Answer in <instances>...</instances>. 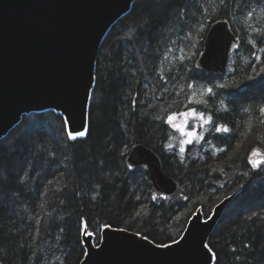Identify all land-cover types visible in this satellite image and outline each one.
I'll return each mask as SVG.
<instances>
[{
  "label": "trees",
  "instance_id": "16d2710c",
  "mask_svg": "<svg viewBox=\"0 0 264 264\" xmlns=\"http://www.w3.org/2000/svg\"><path fill=\"white\" fill-rule=\"evenodd\" d=\"M139 1L111 26L99 47L85 137L69 140L62 115L46 110L23 115L0 139L3 264H80L82 219L95 233V244L110 225L165 245L182 235L198 201L214 203L241 184L240 198L229 204L209 235L213 264H264V167L252 175L235 139L247 125L251 144L264 147L259 112L264 86L244 96L248 84L242 82L243 71L264 57V0H165L171 35L163 30L167 10H141ZM221 18L230 21L239 47L230 54V68L212 76L194 62L209 24ZM183 27L190 30L189 40ZM232 89L243 94L239 100ZM97 91L105 94V102L96 104ZM185 109L212 120L194 143L197 150L182 154L170 146L165 121ZM220 125L229 130L217 132ZM137 142L161 157L186 200H150L147 169L131 172L125 166ZM205 205L207 217L212 204Z\"/></svg>",
  "mask_w": 264,
  "mask_h": 264
},
{
  "label": "water",
  "instance_id": "95a60500",
  "mask_svg": "<svg viewBox=\"0 0 264 264\" xmlns=\"http://www.w3.org/2000/svg\"><path fill=\"white\" fill-rule=\"evenodd\" d=\"M133 2L0 0V139L23 115L46 110L70 122L65 123L66 130L70 126L73 133L87 132L99 47ZM238 47L239 38L230 21L216 19L207 28L194 67L212 76L222 75ZM246 160L255 174L264 163L253 167L251 162H264V148L252 146ZM125 166L131 172L147 169L152 202L186 200L178 180L165 172L161 157L145 144L137 142L130 147ZM235 196H224L206 218L197 208L182 235L165 244L167 247L110 225L101 230L98 244H94L93 235L89 238L82 233L85 254L80 264H213L215 256L205 245Z\"/></svg>",
  "mask_w": 264,
  "mask_h": 264
},
{
  "label": "rangeland",
  "instance_id": "374dc122",
  "mask_svg": "<svg viewBox=\"0 0 264 264\" xmlns=\"http://www.w3.org/2000/svg\"><path fill=\"white\" fill-rule=\"evenodd\" d=\"M152 1H154V0H140L139 1V5H140V7H141V10H148V11H152V12H155V14H159L160 12H162L163 10H167V19H166V21H165V23H164V33L165 34H170L171 35V29H172V26H171V23H172V21H171V19H170V10L169 9H164V4H163V2L165 1V0H155V1H157V2H155V3H152ZM168 8V7H167ZM157 12V13H156ZM263 27H264V21H263ZM190 30L189 29H187V28H185V27H183V32H185L186 33V38L189 40V38L191 37V34L189 35V32ZM189 37V38H188ZM186 39V40H187ZM204 39V38H203ZM188 44V42L185 44V49H186V45ZM232 55V54H231ZM230 55V56H231ZM185 63V67L187 68V62H184ZM229 63H230V58H229V62H228V67H227V69L228 68H230V66H229ZM226 69V70H227ZM187 70L186 69H184V71H183V77H184V75H185V72H186ZM242 74H244V76L246 77V78H244L243 79V83H247L248 84V88H247V90H245V92L243 93L244 94V96H246V95H248V94H250V93H254V91L257 89V88H259L260 86H264V57H262L261 58V61H260V63L257 65H254V67L249 71H243V73ZM182 79V78H181ZM180 79V80H181ZM258 86V87H257ZM92 93V92H91ZM230 94L232 95V97L234 98H236L235 99V101H237V100H239L241 97H242V95L243 94H241V93H239V92H236L234 89H232V90H230ZM102 95V96H101ZM243 96V97H244ZM91 98V97H90ZM105 100H106V97H105V94H103V93H101L100 91H97V99H96V104H98V103H100V101L101 102H105ZM186 111H189V109L187 110V109H185V110H180V111H177V112H173V113H171V114H175V113H180V112H186ZM196 112V111H195ZM196 113H200V112H196ZM204 115V114H203ZM204 118H205V120H207V116H205L204 115ZM185 120H187V123H185ZM249 123L251 124V125H253V119H250V121H249ZM173 124H176V125H184V131H194L197 135H195L194 137H192V138H189V137H186V136H184L183 135V133L178 129V128H176V127H173L172 126V124H169L168 123V125H169V127H170V129H171V137H170V139H169V144H170V146L171 147H177V151L178 152H180V153H182V154H185L187 151H193V152H195L196 150H197V148L194 146V143L196 142V141H200V139L203 137V134H204V132L207 130V128H208V125H209V121H208V123L207 124H205L204 123V121L203 120H201V119H199L198 118V116L197 115H189L187 118H185L184 116H179V115H176V116H174V120H173ZM247 127V125H245V126H243L242 127V129L239 131V132H237V134H236V137H235V139H236V141H237V143H238V147L239 148H243V151L244 152H246V157H247V152H248V150L252 147V146H254V144L252 143L251 144V141H253L252 139H253V135H251V128L250 129H247L246 128ZM67 131V130H66ZM87 133V132H86ZM86 136V134L84 135V137ZM79 137V136H78ZM81 138H83V137H81ZM185 139H192V143L191 144H183L182 145V143H181V141L182 140H185ZM181 147H183L184 148V151L183 152H181L180 151V149H181ZM261 147H263V146H261ZM264 148V147H263ZM200 156H203V155H200ZM246 162H247V160H246ZM248 165V164H247ZM248 167H249V165H248ZM249 169H250V171H251V174L252 175H255L253 172H252V170H251V168L249 167ZM243 185L244 184H241L233 193H235L236 194V196L234 197V199L232 200V201H236V200H238L239 198H240V192H241V190L243 189ZM232 194V193H231ZM223 198V197H222ZM222 198H220L219 200H221ZM200 200H203L202 198H200ZM205 200V199H204ZM219 200H217V201H219ZM206 201V200H205ZM217 201H215L214 203H207V202H204V203H202V201H198V204L195 206V208H194V210H193V212H192V214L196 211V209L197 208H200L201 209V211H202V215L204 216V218H206V215L204 214V205L205 206H207L208 208L210 207V205H211V207H210V209H209V213L207 214V216H209L210 215V213L212 212V210H213V208H214V206H215V204L217 203ZM231 201V202H232ZM201 204H200V203ZM230 202V203H231ZM229 203V204H230ZM204 204V205H203ZM229 204H228V206L225 208V211H224V213H223V215H222V217L226 214V211H227V209L229 208ZM192 216V215H191ZM221 217V218H222ZM101 238V237H100ZM99 241H100V239H99ZM93 242H94V240H93ZM94 244H95V242H94Z\"/></svg>",
  "mask_w": 264,
  "mask_h": 264
},
{
  "label": "snow or ice",
  "instance_id": "6c2138e0",
  "mask_svg": "<svg viewBox=\"0 0 264 264\" xmlns=\"http://www.w3.org/2000/svg\"><path fill=\"white\" fill-rule=\"evenodd\" d=\"M249 15H251V13H249ZM181 51H183V49H181ZM180 59H181V60H184L185 57H184V56H181ZM192 87H193L192 84H189V85H188V88H192ZM217 87H224V85H217ZM207 91H208L209 93H212L213 89H212V88H208ZM259 112H260L262 115H264V106H261V107L259 108ZM190 114H191V115H197L198 118L201 119V120H203L205 124H207L208 121L212 120V117H211V116H209V117L207 118V120H205L203 113H196L195 110H193V109H189V111H186V112H180V113H175V114H169V115L167 116L165 122H166V123H169V124H172L173 127L178 128V129L183 133L184 136L189 137V138H192V137H194L195 135H197L194 131H184V125H176V124H173L174 116L179 115V116H184L185 118H187ZM156 119L159 120L160 117H156ZM65 123H66V124H70V122H65ZM185 123H187V120H185ZM228 130H229V129H228L226 126H223V125H220V126H217V127H216V131H217V132H227ZM85 134H86V133H85L84 131H77V132L73 133L72 130H71V128H70V126H69L68 129H67V138H68L69 140H75L76 137H78V136H79V137H82V136H84ZM181 143H182V145H183V144H191V143H192V139H185V140H182ZM126 150H127V145H125V152H126ZM180 151L183 152V151H184V148L181 147ZM121 154L123 155L124 153L122 152ZM251 163H252V166H253V167H258V166H260V165H261L262 163H264V162L253 160ZM128 167H132V165L129 164ZM27 175H28V174H27V172H26L24 176H21V177L19 178V182L22 183V182L27 178ZM185 199H187V197H186ZM208 219H211V217H209ZM205 223H207V220H205ZM105 227H107V225H106ZM80 230L83 232V234H85V235L88 236L89 238H90L92 235L95 234L94 232L89 231V222H88L87 220H85V219H82V220H81ZM61 231H62V230H61ZM164 247H167V245H164ZM205 247L207 248L208 245H205ZM246 247H248V245H246Z\"/></svg>",
  "mask_w": 264,
  "mask_h": 264
},
{
  "label": "bare ground",
  "instance_id": "6f19581e",
  "mask_svg": "<svg viewBox=\"0 0 264 264\" xmlns=\"http://www.w3.org/2000/svg\"><path fill=\"white\" fill-rule=\"evenodd\" d=\"M128 12H129V11H128ZM128 12H127V13H128ZM127 13H126V14H127ZM16 125H17V124H16ZM16 125H15V126H16ZM15 126H14V127H15ZM10 130H11V129H10ZM10 130H9V131H10ZM9 131H8V132H9ZM1 139H2V138H1ZM203 217H204V216H203ZM98 246H100V244H99V245H97V247H98Z\"/></svg>",
  "mask_w": 264,
  "mask_h": 264
}]
</instances>
